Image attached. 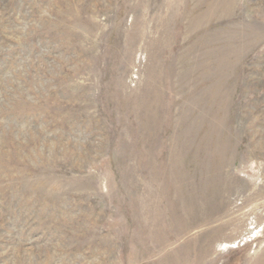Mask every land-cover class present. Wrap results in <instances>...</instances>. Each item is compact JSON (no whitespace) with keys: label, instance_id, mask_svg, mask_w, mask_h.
<instances>
[{"label":"rangeland","instance_id":"374dc122","mask_svg":"<svg viewBox=\"0 0 264 264\" xmlns=\"http://www.w3.org/2000/svg\"><path fill=\"white\" fill-rule=\"evenodd\" d=\"M0 264H264V0H0Z\"/></svg>","mask_w":264,"mask_h":264}]
</instances>
